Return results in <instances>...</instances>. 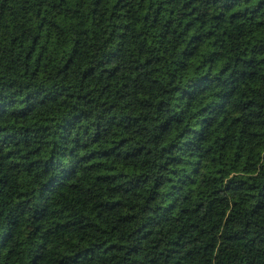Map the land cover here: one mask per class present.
Masks as SVG:
<instances>
[{"label": "clouds", "instance_id": "9594fccd", "mask_svg": "<svg viewBox=\"0 0 264 264\" xmlns=\"http://www.w3.org/2000/svg\"><path fill=\"white\" fill-rule=\"evenodd\" d=\"M98 3L99 0H34V9L42 4L48 7L45 20H36L33 26L27 29L18 28L11 35L5 33L3 42L0 43V103L15 98V105L28 103L29 108H32L38 106L42 99L45 102L44 107H36L32 116L38 118L45 111L53 114L46 135L51 136L50 144L54 145L51 150L54 163L50 170L46 168L45 172H37L29 187L34 184L40 189L58 184L64 175L62 170L70 172L79 168L87 184L82 200L77 198L70 203L65 202L73 218L80 216L89 202L96 204L102 198L110 199L117 192L122 204L113 207L111 211L103 210L108 207L106 205L97 209L101 211L97 218L98 224L106 226L107 231L101 232L99 227L91 231H81L76 233L77 243L66 242L63 248H53L48 242L47 233L41 228L38 235L33 232L28 237L24 249H21L17 239L10 241L6 248H0V262L21 264V258L26 256L31 264H264V197L257 195L264 192V152L259 158H255L249 150L253 145L245 147L241 140L240 155L223 164L219 180L213 179L212 174L192 177L197 184V196L192 200L191 189L185 191L181 181L186 175H190L192 168L197 167L198 154L193 151L191 157L185 156L189 163L183 169H177L171 181L176 187L169 189L165 185L163 193L156 195L153 182L168 174L166 170L159 171L160 166L165 164L169 155L179 153H162V147L177 141L171 137H159L153 130V123L163 122L171 112H157L154 105H142L141 101L152 100L156 94L161 99L165 98V94L169 99H175L171 89L176 76L169 68L167 78L163 74L158 75L155 77L158 82L152 84V70L143 65L137 68L136 65L142 58L150 59L161 51L166 65L180 61L182 41L173 38L167 45L149 48L139 36L127 31L117 39V26H122L120 21L126 17L130 26L135 21V13L128 9H124V16H116L112 22V34L108 35V29L101 27L108 6L99 4L96 14H92L94 4ZM223 4L224 0H217L211 7L202 3L198 10L211 16L222 11ZM54 5L56 10L52 11ZM69 8L76 9L75 23H62L57 26L52 22L58 12ZM128 8H131V4H128ZM112 11L115 14L116 10ZM224 19L228 20V17L225 16ZM242 19L247 24H233L234 30L253 26V20H249L248 13H244ZM260 19L264 20V12L260 13ZM35 24L47 25V35H41L35 29ZM53 34L57 37V46L63 49L60 63L55 66L45 54L48 36ZM144 34L146 36V30ZM13 35L17 38L19 47L16 42L9 46L8 42ZM33 36L44 45L40 50L45 57L43 63L37 60L30 64L25 59V54L31 56L25 42H30ZM128 44H132V47L128 48ZM37 72L41 75L37 76ZM121 82L127 87H119ZM145 82L156 92L153 93L145 87ZM192 87H195V83L191 79L183 85L177 84L178 90L188 88L191 91ZM25 96L28 100L23 99ZM78 96L81 97L80 100L76 99ZM101 96H104V101H101ZM56 98H61V103H47L49 99ZM204 99L202 96L201 102ZM109 102L113 105L111 109L108 108ZM136 105H141L140 111L136 110ZM182 107L184 105L177 102L171 106V111L176 112ZM10 111L13 115H22L15 108ZM81 111H86L90 117V120L85 121L89 127L96 128V123H99L100 128L97 131L105 138L117 131L111 125L122 118L132 115L154 118L137 125V139L126 149L133 152L134 148L142 147L143 154L136 155L134 160L123 161L124 164H131L132 168L138 169V172L132 173L127 179L135 181L139 176V194L134 191L132 183L125 184L121 181L119 188L102 185L82 166L77 150L79 143L77 147H72L73 140L69 135H77L80 128L67 129L64 132L59 129L60 124ZM52 124L56 127L53 128ZM77 139L80 142L88 140L79 136ZM223 159L221 156L222 161ZM76 183L80 184L81 181L77 180ZM225 185L228 186V191H225ZM125 189L129 190L127 194ZM149 196L153 199L148 200ZM32 199L36 200L35 197ZM166 201H170L177 209L174 215H170L171 208L163 207ZM36 203L43 206L45 201L41 199ZM14 208L16 203L11 197L7 202L0 199V213L6 214ZM142 208L144 210L140 211ZM121 209H131L132 215L128 221L120 215ZM25 210L30 213L31 207ZM2 221L4 215L0 214V222ZM122 224L124 227H121ZM4 230L0 228V231ZM109 241L122 242L128 254L119 251L105 252L104 245ZM82 246L88 247L89 252L80 251ZM76 252H80V255H75Z\"/></svg>", "mask_w": 264, "mask_h": 264}, {"label": "trees", "instance_id": "16d2710c", "mask_svg": "<svg viewBox=\"0 0 264 264\" xmlns=\"http://www.w3.org/2000/svg\"><path fill=\"white\" fill-rule=\"evenodd\" d=\"M33 2L34 0H0V43L3 42L5 33L11 35L18 28L27 29L33 26L36 20L41 22L45 20L48 7L42 4L34 9ZM216 2L217 0H99L92 8V14L95 15L99 4L108 6L101 24V27L108 29V35L112 34V22L116 16H124V9L135 13V21L131 26L126 17L120 21L122 26H117V39L124 36L127 31L139 36L149 48L167 45L173 38L182 41L180 61L166 65L161 51L150 59L142 58L136 65L137 68L143 65L152 70V84L158 82L155 79L158 75L163 74L167 78L169 68L176 76L171 89L175 99H169L167 94L161 99L156 94L152 100L141 101L142 105H154L157 112H171L163 122L153 123V130L159 137H171L177 141L162 147V153H179L169 155L165 164L160 166L159 171L166 170L168 174L158 177L157 181L153 182L156 195L163 193L165 185L169 189L176 187L171 181L177 169H183L184 165L189 163L185 156L191 157L193 151L198 154L197 167L192 168L190 175H186L181 181L184 183L185 191L191 189L192 200L197 196V184L192 177L212 174L213 179L219 180L223 164L240 155L241 140L244 141L245 147L253 145L249 150L253 152L255 158H259L264 152V20L260 19V13L264 12V0H224L223 10L211 16H206L198 10L202 3H207L211 7ZM128 4H131V8H128ZM250 5L255 7H249ZM113 9L116 10L115 14ZM55 10L54 5L52 11ZM75 11L73 8L64 9L56 14L52 22L57 26L62 23H75ZM244 13H248L249 20H253V26L244 30H234L233 24H247V21L242 19ZM225 16L228 20L224 19ZM34 27L41 35H47L45 31L47 25L35 24ZM14 42L19 47L17 38L13 35L8 42L9 46L11 47ZM25 43L31 51V56L25 54V59L29 60L30 64L37 60L43 63L45 57L41 55L40 50L44 45L37 37L33 36L30 42ZM127 47L131 48L132 44H128ZM62 51V47L57 46L56 35L48 36L45 54L51 58L54 66L60 63ZM36 74L41 75L40 72ZM189 79L195 83L191 91L188 88L177 89V84L183 85ZM119 87L127 86L121 82ZM145 87L153 93L156 92L147 82ZM202 96L205 97L203 102ZM23 99L28 100V97L25 96ZM76 99L80 100L81 97L78 96ZM14 101L15 98H11L0 103V199L7 202L11 197L16 203V208L6 214L0 213L4 215L0 228L5 229L0 231V248H6L10 241L17 239L21 249H24L28 237L33 232L38 235L41 228L47 233L48 242L53 248H63L66 242L77 243L75 236L81 231H91L95 227H99L101 232L107 231L106 226L98 224L97 218L101 211L97 209H101V205H106L108 207L103 210L111 211L113 207L120 206L122 201L119 192L110 199L102 198L96 204L89 202L86 210L76 218L72 217L70 210L65 206V202L70 203L77 198L80 200L84 198L87 180L81 176L79 168L70 172L62 170L64 175L58 184L40 189L34 184L29 187L37 172H45L46 168L50 170L54 163L51 154L54 145L50 144L51 136L46 135L53 114L45 111L38 118L32 116L36 107H44L45 102L42 99L38 106L32 108H29L28 103L17 106ZM101 101H104V96H101ZM177 102L182 103L184 107L172 112L171 106ZM47 103L59 104L61 98L49 99ZM112 107V103L109 102L108 108ZM135 107L137 111L141 110V105ZM13 108L22 115H13L10 111ZM150 119L154 120L148 116L136 115L122 118L111 125L117 131L105 138L97 131L100 128L99 123H96V128L89 127L85 121L90 120V117L86 111H81L60 124L59 129L64 132L67 129L80 128L77 135L69 133L73 140L72 147H77L79 143L77 150L82 166L89 170L96 181L102 185L108 184L112 188H119L121 181L125 184L132 183L134 191L139 194L141 184L139 176L135 181L127 179L132 173L138 172V169L132 168L131 164H124L123 161L134 160L136 155L143 154L142 147L134 148L133 152L126 149L137 139V125L144 124ZM51 126L56 127L55 124ZM13 128L15 131H12ZM78 136L86 137L88 140L80 142ZM221 156L224 158L223 161ZM77 180L81 183L77 184ZM228 190V186L225 185V191ZM128 191L125 189V194ZM257 195L264 197V192ZM41 199L45 201L43 206L36 203ZM151 199L153 197L149 196L148 200ZM79 206L78 203L77 207ZM28 207H31L30 213L25 210ZM163 207L171 208L170 215L177 211L170 201H166ZM120 215L128 221L132 211L121 209ZM60 237L63 239H59ZM84 243L86 244V241ZM104 247L105 252L119 251L128 254L122 242L109 241ZM80 251L88 253L89 248L82 246ZM75 255L79 256L80 252H76ZM21 264L31 262L25 256L21 258Z\"/></svg>", "mask_w": 264, "mask_h": 264}]
</instances>
